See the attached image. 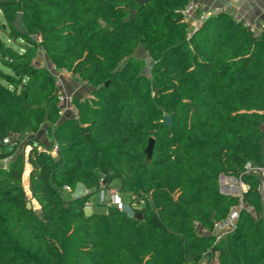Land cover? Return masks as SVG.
<instances>
[{"label": "trees", "instance_id": "1", "mask_svg": "<svg viewBox=\"0 0 264 264\" xmlns=\"http://www.w3.org/2000/svg\"><path fill=\"white\" fill-rule=\"evenodd\" d=\"M136 1L0 0V264H264V32L217 13L188 36L189 0ZM39 51L90 89L71 100L74 116L60 115ZM44 125L46 145L35 138ZM26 164L38 211L25 207ZM221 175L246 187L240 198L219 192ZM115 181L132 214L85 216ZM239 204L215 242L213 224Z\"/></svg>", "mask_w": 264, "mask_h": 264}, {"label": "built area", "instance_id": "2", "mask_svg": "<svg viewBox=\"0 0 264 264\" xmlns=\"http://www.w3.org/2000/svg\"><path fill=\"white\" fill-rule=\"evenodd\" d=\"M256 1H259L260 4L262 5L261 6L262 8L258 9L260 11L262 10L260 12L261 18L258 17L260 19V21L258 20V22L252 21L251 19L252 17H249V15H247V12H244V14H242L237 8H229L226 6H222V7L215 6V4H211L212 3L211 0H189L186 6L181 11L182 21L187 25L188 36H190V34L195 30H197L201 26L202 22L208 19L210 16L215 15L217 13H225L228 14L235 22L240 23L245 29L249 30L255 35H258L261 32H264V20H262V17H264V0H250V2L254 6ZM56 86H57V82H56ZM58 107L60 109V112L63 111L64 113L71 114L72 116L75 115V109L73 104L71 102L66 101L64 97L60 96ZM3 143L7 144L8 139L3 140ZM55 151L56 148L54 147L51 153L53 156L55 155ZM252 170L253 169L251 165L247 164L246 173ZM257 171L260 173L262 177V186L260 192H261L262 201L264 202V167L258 169ZM64 191L69 192V189L64 188ZM108 193H109V202L107 206H114L120 211L124 210L123 209L124 205L121 201V198L118 195L117 190L110 189L108 190ZM240 197L241 195L239 196V198ZM131 199L136 200L135 197H132ZM141 204L142 203L140 202V205ZM242 208H243L242 204H239L238 206L235 207H231L228 215L225 217L224 220L215 222L213 224L211 235L215 238V242H218L228 232L234 229L238 217V213ZM198 232L200 235H207L208 233L207 230L200 228H198Z\"/></svg>", "mask_w": 264, "mask_h": 264}, {"label": "rangeland", "instance_id": "3", "mask_svg": "<svg viewBox=\"0 0 264 264\" xmlns=\"http://www.w3.org/2000/svg\"><path fill=\"white\" fill-rule=\"evenodd\" d=\"M0 23L5 27L6 25L3 23L1 17H0ZM2 37V36H1ZM3 38V37H2ZM135 57L137 59H140L144 62L145 65V69L143 71V73L147 74L148 72V67L150 65V60L148 59L147 55L145 54V52L142 49H137L135 52ZM35 65L39 68H44L47 69L48 71H50V73L54 76L56 82H57V90L60 93L61 97H64L66 101L71 102V100L73 98H88L90 89L83 83H81L77 77H73L70 73L64 72V71H55L53 69V67L50 66V64L48 63L46 57L43 55V53L41 51H39L37 53V58L35 60ZM60 115L62 116V118H68V117H72L71 114L68 113H64L63 111L60 112ZM47 125H44L41 130L38 132V140L41 141L43 144H47V140H46V131H47ZM27 139V138H26ZM24 137H19L18 140L20 141V145L22 147V145L24 144L25 140ZM20 147V146H19ZM18 151H20V148L18 149ZM29 151V148L27 147L24 151L25 154H27ZM53 156V155H52ZM54 157V156H53ZM8 164V160H3L1 162V167L2 168H6ZM30 172V167L26 164L25 168H24V176L22 175V180H21V187L22 190L24 191L25 197H26V201L30 202L32 205V208L35 211H38V208L36 206V203L34 201H32L30 199V196L27 195V179H28V173ZM223 182H220L221 179H219L220 181H218L219 183V192L224 195V196H232V197H239L243 192L242 190V186L241 183L233 178V177H227V176H223ZM237 180V181H236ZM119 184L118 181H115L111 184V187H116ZM221 185V186H220ZM238 189V192L236 191V189ZM116 189V188H115ZM224 194H223V193ZM103 194V199L100 197V194L97 195H93L91 197V202H95L96 200H99L97 202H95V204L93 205L92 203H87L86 207L84 209V214L85 216H90L93 212H102L104 210V205H101V200L105 201L108 198V194L106 191L102 192ZM74 195H77L76 193ZM83 195H86L83 193ZM63 196L67 199L71 198V196H69L68 192L63 191ZM101 199V200H100ZM132 200V199H131ZM134 201V200H132ZM135 207V206H133ZM123 209L125 210L126 213H128L129 215L132 214L131 211L129 210L128 207H123ZM200 264H207L206 260H203Z\"/></svg>", "mask_w": 264, "mask_h": 264}, {"label": "crops", "instance_id": "4", "mask_svg": "<svg viewBox=\"0 0 264 264\" xmlns=\"http://www.w3.org/2000/svg\"><path fill=\"white\" fill-rule=\"evenodd\" d=\"M212 1V3L211 4H215V6H219V7H222V6H226V7H229V8H237V9H239V11L242 13V14H244V12H247V15H249V17H252L251 19H252V21H257L258 22V20L260 21V19L258 18V17H260V12L262 11H260V10H258L259 8H262L261 6V4H260V2L259 1H256V3H255V6L250 2V0H211ZM261 18V17H260ZM262 20H264V17H262ZM38 133L35 135V138H37L38 139ZM41 142V141H40ZM42 143V142H41ZM29 174V173H28ZM223 179H224V177H222V179H221V181L220 182H223ZM28 184V183H27ZM221 186V185H220ZM243 188H242V192L244 193L245 191H246V187H244V186H242ZM113 189H115V190H118V188H119V184L116 186V187H112ZM236 189V191L238 192V189L237 188H235ZM103 191H106L107 192V194H108V198L104 201H102L101 199V205H104V210L102 211V212H97V213H105V211H106V209H107V204H108V202H109V193H108V190H103ZM103 191H101L99 194H100V197L103 199V194H102V192ZM84 192H83V190H81V189H78L77 191H76V194L77 195H82ZM223 193V192H222ZM75 194V193H74ZM74 194H69V196H71V197H73L74 196ZM224 194V193H223ZM97 195V194H96ZM97 201H99V200H96L95 202H97ZM95 202H91V201H89V203H92L93 205L95 204ZM98 203V202H97ZM126 207V206H125Z\"/></svg>", "mask_w": 264, "mask_h": 264}, {"label": "water", "instance_id": "5", "mask_svg": "<svg viewBox=\"0 0 264 264\" xmlns=\"http://www.w3.org/2000/svg\"><path fill=\"white\" fill-rule=\"evenodd\" d=\"M149 0H137L136 3L139 5V6H142L144 5L146 2H148ZM134 16V11H131L130 12V19H132ZM11 28L13 29V31L19 35H23L24 34V31H23V28L21 26V14L20 13H17L15 14V18H14V21L11 23ZM162 124L166 127L167 130H170L171 127H172V121H171V118L168 117V116H165L163 117L162 119ZM36 146V144L34 145ZM152 146H153V140L152 139H149L148 141V144H147V148L145 150V154L147 156V159H150L151 157V152H152ZM222 175L219 177V179H222ZM106 184V180H103L102 181V186H104ZM26 210L30 211L32 209V205L30 202H27L26 205Z\"/></svg>", "mask_w": 264, "mask_h": 264}]
</instances>
